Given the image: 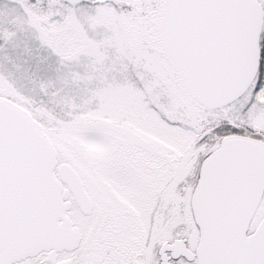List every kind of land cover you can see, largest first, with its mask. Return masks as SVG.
I'll list each match as a JSON object with an SVG mask.
<instances>
[{
    "label": "snow or ice",
    "instance_id": "1",
    "mask_svg": "<svg viewBox=\"0 0 264 264\" xmlns=\"http://www.w3.org/2000/svg\"><path fill=\"white\" fill-rule=\"evenodd\" d=\"M0 264H264V0H0Z\"/></svg>",
    "mask_w": 264,
    "mask_h": 264
}]
</instances>
